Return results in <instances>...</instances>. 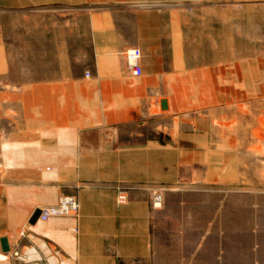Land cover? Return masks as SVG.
Returning a JSON list of instances; mask_svg holds the SVG:
<instances>
[{"label":"rangeland","instance_id":"rangeland-1","mask_svg":"<svg viewBox=\"0 0 264 264\" xmlns=\"http://www.w3.org/2000/svg\"><path fill=\"white\" fill-rule=\"evenodd\" d=\"M96 1L33 13L32 20L0 15L6 81L66 85L74 79L84 90L34 93L27 108L15 94L0 93V237L16 241L23 231L16 232L22 223L8 211L7 186L39 175L38 166L45 173L44 159L25 153L32 155L50 135L51 114L57 107L69 110L64 121L72 108L88 116L94 108L87 91L92 78L84 77L91 72L94 38L109 50L108 59L120 60L116 67L135 107L129 121L162 140L170 137L176 151L175 158H162L175 165L173 183L150 190V207L161 212L160 264L183 262L202 241L200 264H215L218 251L221 264H264V0ZM130 46L140 49L139 77L124 67L121 54ZM9 83L0 80V89L13 90ZM153 193L161 197L158 209L151 206ZM28 238L44 255L55 252ZM26 256L29 261L38 254ZM16 257L0 251V264H14Z\"/></svg>","mask_w":264,"mask_h":264},{"label":"crops","instance_id":"crops-1","mask_svg":"<svg viewBox=\"0 0 264 264\" xmlns=\"http://www.w3.org/2000/svg\"><path fill=\"white\" fill-rule=\"evenodd\" d=\"M96 2L15 0L11 6L0 4V15L17 14L32 20L33 13L51 12L59 6L75 10L79 5L91 6ZM57 26H60L59 21ZM97 40L89 38L93 59L89 65L92 82L87 91L95 98L90 115L82 111L78 114L72 108V118L66 117L62 121V114L69 110L62 111L57 107L48 125L53 127L49 129L50 135L39 140L40 145L34 146L32 155L25 153L26 157L43 158L45 173L40 174L38 166L39 175L8 182L6 205L13 215L12 221L22 223L16 227V232L23 230L25 234L16 241L2 236L12 254L19 255L14 264L161 263L158 236L161 212L151 209L150 190L173 183L170 173L175 170V165L162 163V158H175L176 151L171 148L170 137L162 140L159 134L138 129V123L129 121L130 111L135 107L129 102L131 89L126 84L124 72L118 69L120 60L114 64L108 59L109 50L98 47L94 42ZM58 41L65 45L64 40ZM186 61L191 60L187 58ZM0 80L9 83L3 71ZM76 81L71 79L66 85L34 84L32 80L10 82L7 86L13 90L1 88L0 93L15 94L27 108L33 103L34 93L84 91L82 85L75 84ZM118 188L125 190L122 203L117 202ZM62 195L76 196L79 208L75 217L50 218L44 224L37 220L28 223L34 210L55 204ZM12 228L10 225L9 229ZM208 234L204 233L200 238ZM28 236L44 242L55 252L48 249V254L44 255L36 245L30 246L32 241ZM202 246L203 241L201 246H196L195 253L177 264H200L197 254L201 253ZM30 252L38 256L27 261L26 255ZM222 254L221 251L216 253L215 264H221L219 257Z\"/></svg>","mask_w":264,"mask_h":264},{"label":"built area","instance_id":"built-area-1","mask_svg":"<svg viewBox=\"0 0 264 264\" xmlns=\"http://www.w3.org/2000/svg\"><path fill=\"white\" fill-rule=\"evenodd\" d=\"M122 57L124 60V67L126 72L132 77H139L142 73V67L139 63L140 49L137 46H130L122 51ZM89 75L88 71H84V76ZM125 190L118 188L116 190V198L118 203H122L125 199ZM161 205V197L159 194L153 193L151 197V206L154 209H158ZM78 201L75 195H62L56 203L39 209L37 221L44 223L50 218H64L73 217L78 212ZM20 237L24 236V232L19 233ZM16 255V253H13Z\"/></svg>","mask_w":264,"mask_h":264},{"label":"water","instance_id":"water-1","mask_svg":"<svg viewBox=\"0 0 264 264\" xmlns=\"http://www.w3.org/2000/svg\"><path fill=\"white\" fill-rule=\"evenodd\" d=\"M38 214H39V210H34L28 220V223L29 224H33L37 217H38ZM0 251L2 253H7L9 251V247H8V244H7V241H6V238L2 237L0 238Z\"/></svg>","mask_w":264,"mask_h":264},{"label":"bare ground","instance_id":"bare-ground-1","mask_svg":"<svg viewBox=\"0 0 264 264\" xmlns=\"http://www.w3.org/2000/svg\"><path fill=\"white\" fill-rule=\"evenodd\" d=\"M33 252V251H32ZM32 252H30V254H33ZM36 255V254H35Z\"/></svg>","mask_w":264,"mask_h":264}]
</instances>
